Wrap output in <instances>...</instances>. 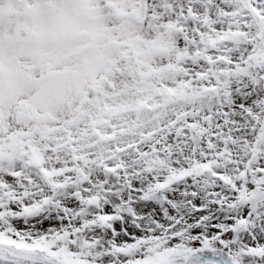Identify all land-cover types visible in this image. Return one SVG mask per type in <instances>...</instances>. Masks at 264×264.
Listing matches in <instances>:
<instances>
[{
    "label": "snow or ice",
    "instance_id": "6c2138e0",
    "mask_svg": "<svg viewBox=\"0 0 264 264\" xmlns=\"http://www.w3.org/2000/svg\"><path fill=\"white\" fill-rule=\"evenodd\" d=\"M0 264H264V0H0Z\"/></svg>",
    "mask_w": 264,
    "mask_h": 264
}]
</instances>
